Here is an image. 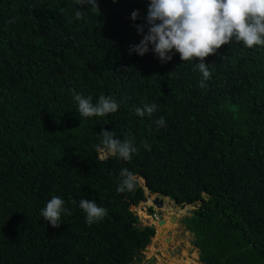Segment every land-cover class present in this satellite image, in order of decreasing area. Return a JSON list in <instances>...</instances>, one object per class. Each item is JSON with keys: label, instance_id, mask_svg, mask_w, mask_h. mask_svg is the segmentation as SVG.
Returning <instances> with one entry per match:
<instances>
[{"label": "trees", "instance_id": "trees-1", "mask_svg": "<svg viewBox=\"0 0 264 264\" xmlns=\"http://www.w3.org/2000/svg\"><path fill=\"white\" fill-rule=\"evenodd\" d=\"M136 177L264 264V0H0V264L141 263Z\"/></svg>", "mask_w": 264, "mask_h": 264}, {"label": "rangeland", "instance_id": "rangeland-1", "mask_svg": "<svg viewBox=\"0 0 264 264\" xmlns=\"http://www.w3.org/2000/svg\"><path fill=\"white\" fill-rule=\"evenodd\" d=\"M111 152H107L104 151L103 153V158H107L108 154ZM169 202V200H168ZM147 204H151L149 202H147L146 204L141 203L139 205V207L133 209L136 214L139 216L140 218V225L141 226H150V225H156L158 226V224L156 222L153 221L152 217L154 216L151 212H150V206ZM143 207V208H142ZM165 205L166 212H165V218L168 219L172 216L173 212L169 211H174L175 208L173 207H169ZM178 209V208H176ZM155 210V209H154ZM186 215L184 213L180 214V219L181 221H183L185 219ZM149 218V219H148ZM184 224H172L170 223L167 226H164L168 229L172 228L173 232V237H172V242L171 243H166V249L165 246L163 244H160V240L161 237H166V235L161 236V232L160 229L158 230V235L152 240V242L150 243V245L147 247V249L145 250L146 255L144 256L143 259H147L148 257H150L151 255H155L156 256V263L155 264H171L169 263L170 261V257L172 256H168L169 254V250L168 248H173L175 245H179L181 242H184L188 245L189 249H187V255L193 260V262H191L190 264H203L200 261V250L197 248H194L193 246L190 245V240L194 239L189 232L185 231V229L183 228ZM170 231V230H169ZM167 234V233H165ZM167 241V240H166ZM169 259V260H167Z\"/></svg>", "mask_w": 264, "mask_h": 264}, {"label": "water", "instance_id": "water-1", "mask_svg": "<svg viewBox=\"0 0 264 264\" xmlns=\"http://www.w3.org/2000/svg\"><path fill=\"white\" fill-rule=\"evenodd\" d=\"M103 153L104 152H102V154ZM135 180H138L141 183V185L145 188L147 196H146L144 202H147L150 199V197H149L150 191H149V188H148L146 182L145 181L143 182L138 177H136ZM154 196H155V198L153 199V205H155V207L157 209L156 210L157 217L161 218V219L158 220V223H157L158 227L156 228V230H157L156 236L158 235L159 227H163L161 229V233H160L161 236H163V235H165V233H167L170 230V229L167 230V228L164 227L168 223V221L164 218V214L165 213H164V211H162V209L165 208V203H164L163 196L158 195V194L154 195ZM204 197L207 198L206 195H204ZM169 204L173 205V201H169ZM201 205H202L201 202L192 203V204L184 203L182 205H176V207H178L180 210L174 211V215L170 218V223H173V224H179L180 223L179 215L182 213L181 210L184 211V210L187 209L184 212V214L186 216H190V215H192V212L196 211L197 209H199L201 207ZM186 229H187L188 232H190V235L194 238V239L190 240V245L193 246L194 248H197L198 244H197V238L195 237V235H196L195 232H193L192 229L189 226H187ZM168 236H170V237H168L166 239L167 240L166 242L167 243H171L173 241L172 240L173 236H172V231L171 230L168 232ZM187 249H189L188 245L186 243H184V242H181L179 245H175L174 248L170 249L168 252H169L170 256H172V257L177 256L179 259H181V258L186 259V257L183 256L182 254H183V251L187 250ZM140 254H142V251L138 252V255H140ZM155 263H156V258L152 259L150 264H155ZM134 264H137V262H134Z\"/></svg>", "mask_w": 264, "mask_h": 264}, {"label": "clouds", "instance_id": "clouds-1", "mask_svg": "<svg viewBox=\"0 0 264 264\" xmlns=\"http://www.w3.org/2000/svg\"><path fill=\"white\" fill-rule=\"evenodd\" d=\"M138 178H139V177H138ZM134 179H135V178H134ZM139 179H141L143 182L145 181V180L142 179V178H139ZM145 182H146V181H145ZM140 185H141V183H140ZM141 186H142V185H141ZM142 187H143V186H142ZM143 188H144V187H143ZM144 189H145V188H144ZM149 191H150V190H149ZM145 194H146V191H145ZM154 195H157V194H151V192H150V195H149L150 199H154V198H155ZM158 195H160V194H158ZM146 196H147V194H146ZM161 196H162V195H161ZM145 198H146V197H145ZM163 199H164V203H165V205H166V203H169L168 200H169V201H172L170 198H168V197H164V196H163ZM144 200H145V199H144ZM147 202H148V201H147ZM147 202H144V201H143V202H141V203L146 204ZM141 203H140V204H141ZM147 205H149L150 208L155 209V210H154L155 213L153 214L154 216L152 217V219H153L154 222L158 223V220L161 219V218H158V217H157V214H156V213H157V212H156L157 209H156L155 205H153V203H152V204H147ZM176 205H177V204H176L174 201H173V205L170 204L171 207L175 208V209H174L175 211L179 209L178 207H176ZM181 205H182V204H181ZM137 207H139V206H137ZM137 207H133L132 210L135 209V208H137ZM142 208H143V207H142ZM176 208H178V209H176ZM133 211H134V210H133ZM162 211H164V213H165V212H166V209H162ZM193 213H194V211L192 212V215H193ZM181 214H182V213H181ZM173 215H174V212H173L172 216H173ZM192 215H190V216H186L185 219H186L187 217H191ZM164 218H165V214H164ZM179 218H180V215H179ZM165 219H166V218H165ZM185 219H184V220H185ZM166 220L168 221V223H170V219H166ZM184 220H183V221H184ZM180 221H181V219H180ZM183 221H181V223H184ZM172 224H173V223H172ZM179 224H180V223H179ZM184 224H185V223H184ZM185 225H186V224H185ZM150 226H154L155 229L158 227V226H156V225H150ZM166 226H167V225H166ZM186 226H187V225H186ZM144 227H146V226H144ZM167 227H168V226H167ZM168 228H169V227H168ZM185 229H186V228H185ZM191 229H192V228H191ZM170 230H171V229H170ZM185 231H187V229H186ZM187 232H188V231H187ZM189 233H190V232H189ZM156 234H157V230H156ZM165 235H166L167 238L170 237V236H168V234H165ZM155 236H156V235H155ZM172 236H173V234H172ZM195 237H196V236H195ZM154 238H155V237H154ZM152 240H153V239H152ZM173 248H174V247H173ZM146 249H147V248H146ZM168 250H170V249L168 248ZM144 252H145V251H143L142 254H140V255H143ZM137 264H138V263H137ZM139 264H140V263H139Z\"/></svg>", "mask_w": 264, "mask_h": 264}, {"label": "crops", "instance_id": "crops-1", "mask_svg": "<svg viewBox=\"0 0 264 264\" xmlns=\"http://www.w3.org/2000/svg\"><path fill=\"white\" fill-rule=\"evenodd\" d=\"M171 217H172V216H171ZM171 217H170V218H171ZM170 218H168V219H170ZM169 224H170V223H169ZM183 228H184V227H183ZM170 229H171V231L173 232L172 228H170ZM166 239H167V237H166ZM172 249H173V248H172ZM145 255H146V253L144 252L143 255L141 256V263H140V264H150L151 261H152V259L156 258L155 255H151V256L148 257L147 259H143Z\"/></svg>", "mask_w": 264, "mask_h": 264}, {"label": "bare ground", "instance_id": "bare-ground-1", "mask_svg": "<svg viewBox=\"0 0 264 264\" xmlns=\"http://www.w3.org/2000/svg\"><path fill=\"white\" fill-rule=\"evenodd\" d=\"M148 202L152 204V203H153V200H152V199H149ZM166 205H169V206H170L169 203H166ZM178 210H180V209H178ZM181 212L184 213V211H182V210H181ZM148 219H149V218H148ZM160 232H161V229H160ZM168 232H169V231H168ZM168 232H167V234H168ZM166 243H167V242H166ZM182 255H183V254H182Z\"/></svg>", "mask_w": 264, "mask_h": 264}, {"label": "flooded vegetation", "instance_id": "flooded-vegetation-1", "mask_svg": "<svg viewBox=\"0 0 264 264\" xmlns=\"http://www.w3.org/2000/svg\"><path fill=\"white\" fill-rule=\"evenodd\" d=\"M157 214V213H156ZM180 224H184V223H181V221H180ZM183 227H184V229L187 227L185 224L184 225H182ZM186 230V229H185ZM170 249H172V248H170Z\"/></svg>", "mask_w": 264, "mask_h": 264}]
</instances>
